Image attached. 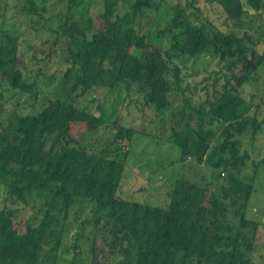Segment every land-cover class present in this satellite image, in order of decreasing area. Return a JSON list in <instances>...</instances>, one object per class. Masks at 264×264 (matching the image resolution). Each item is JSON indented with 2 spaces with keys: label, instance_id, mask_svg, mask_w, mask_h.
Here are the masks:
<instances>
[{
  "label": "trees",
  "instance_id": "1",
  "mask_svg": "<svg viewBox=\"0 0 264 264\" xmlns=\"http://www.w3.org/2000/svg\"><path fill=\"white\" fill-rule=\"evenodd\" d=\"M21 1L18 11L30 28L51 24V32L64 37L70 67L63 81L71 87L68 98L50 99L25 114L13 110L0 120V264H61L68 251L74 252L68 264H82V256L86 264H264V239L258 234L264 223L247 216L264 158L252 162L253 173L246 175L250 154L239 153L241 139L249 132L255 136L264 123L242 113L245 103L260 106L246 88L256 86L264 72V52L258 51L264 47V0H206L219 7L222 25L199 17V0H186L185 6L177 0L166 4L171 14L163 28L147 34L140 29L145 11L155 7L150 0H100L108 17L102 28L90 16L95 0ZM21 37L0 30V99H12L15 107L22 94L37 99L36 83L20 64ZM248 54L259 60L244 83L238 82ZM204 55L219 61L225 83L197 104L188 96L189 84L183 86V70ZM216 75L219 83L222 77ZM122 85L146 106L171 111L174 124L166 140L180 148L182 162L193 158L199 168L197 180L171 185L166 207L124 196L133 138L152 135L103 114L95 91L115 93ZM92 93L94 110L77 101ZM106 123L116 126L115 134L100 150L85 142L94 130L70 135L74 124L98 129ZM31 200L38 203L37 213L32 220H17L8 204ZM88 205L92 219L82 226L92 225V232L85 236L80 226L68 245L73 223L78 225Z\"/></svg>",
  "mask_w": 264,
  "mask_h": 264
},
{
  "label": "rangeland",
  "instance_id": "2",
  "mask_svg": "<svg viewBox=\"0 0 264 264\" xmlns=\"http://www.w3.org/2000/svg\"><path fill=\"white\" fill-rule=\"evenodd\" d=\"M164 1L150 0L149 5L155 7L145 11V19L142 21L140 29L142 33L147 34L153 31L155 26H158L160 29L163 28L164 21L168 19V14H171L170 7L169 5L166 6V4L173 5L177 0ZM179 2L185 6L186 0H180ZM21 6V0H0V30H8L13 34L22 33L20 39L21 48L19 50L20 64L23 66L22 69L26 78L36 83L37 99L36 101L33 99L29 100L25 94H22L20 99L22 103L18 107L12 105V99H0V105H2L3 109L0 110V120L7 119L9 113L13 110L25 114L39 110L50 99L68 98L71 87V83L63 81V74L70 67V63L65 60L67 49L64 44V37L57 33H52L51 24L44 27L40 25L36 28H30L27 25V17L25 15L22 16L18 11ZM196 6L201 9L199 17H208L214 23L223 24L224 20H220V15L217 14L220 11L218 6L210 7L206 0H199ZM102 11L103 5L100 0H95L91 3L89 12L96 28H102L106 24L108 17ZM47 15L51 17L52 12L50 11ZM52 25L56 27L55 22ZM258 51L259 53H263L264 47H260ZM224 52L231 53V51L227 50H224ZM234 56H237V54ZM244 60L242 71L236 75V80L242 83H244L246 75L252 74L250 71L253 65L257 64L259 57L248 54ZM188 67V69L183 70V86L189 84L190 93H188V96L197 104L202 102L207 94L211 95L214 88L220 89V85L225 83V78H223L225 70L222 68V65H220L219 61L208 55L200 57L197 61H190ZM216 73H219V76L222 77L219 83H214L213 80L217 76ZM246 92L248 94L255 92L256 102L260 106L254 108L253 105L250 106L249 103H245L242 113L247 117L255 116L259 122L264 121V102L262 101L264 100V72L259 74V77L256 79V86L247 85ZM95 94L99 101H101L102 112L105 117L109 118V121L119 116L118 120L120 124L135 126L138 129H146L152 135L136 134L133 138L126 160L124 180L121 185L122 189L124 186L126 187L125 198L153 206L166 207L169 202L166 195L171 190V185L180 179L194 180L196 178L195 172L199 171L193 158H189L186 160L187 162H182L180 160V148L166 140V138L169 139L171 135L170 128L174 124L171 111L160 112L155 107L146 106L140 95H137L134 90L127 91L123 85L115 93L97 89ZM261 95H263L262 98H260ZM73 96H76V93ZM23 98H26V102H24ZM93 98H95L94 93L81 96L80 98L77 97V101L90 105V101ZM93 105L95 106L96 103ZM94 106H91L93 110L95 109ZM94 112H96L97 116L100 115L98 111L95 110ZM92 125L87 127L86 124H74L70 132L71 137L79 138L89 130H94L91 134L88 133L85 138L87 144H90L88 143L89 141L93 142L92 147L94 150H100L108 142L111 143L113 141L115 134L114 127L116 126L112 127L109 126L111 124L107 125L106 123L97 129ZM241 142L242 145L239 153L242 154L246 151L250 154L249 159L246 160L247 166L243 169L242 173L246 175L252 174L254 169L251 163L260 162L264 158V123L255 136H252L249 132L241 139ZM135 189L143 190L139 192L134 191ZM254 189L255 192L250 201L247 216L250 219L264 223V169L262 167L258 170ZM2 206L3 203L0 200V208ZM8 206L12 211L14 210L16 214L15 218L23 221L32 220L38 210V203L33 200L28 203L16 201L15 203H9ZM91 219L92 211L90 205H88L80 216L78 225L76 222L73 223L67 239L68 245L74 243L80 231V226L81 229L84 227L82 226V222H87ZM92 227L89 224L85 225V236H88L92 232ZM258 234L260 235L259 239H264L263 227H260ZM79 240V244L84 249H87V239L81 238ZM260 247L263 248V245ZM73 255V251L64 253V260L61 264H68L67 260L72 259ZM82 259V264H86L87 257L82 256Z\"/></svg>",
  "mask_w": 264,
  "mask_h": 264
}]
</instances>
